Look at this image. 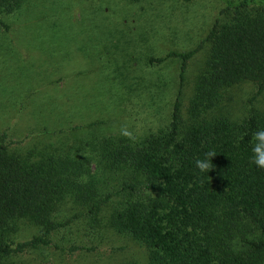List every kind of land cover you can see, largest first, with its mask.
<instances>
[{
	"label": "trees",
	"instance_id": "1",
	"mask_svg": "<svg viewBox=\"0 0 264 264\" xmlns=\"http://www.w3.org/2000/svg\"><path fill=\"white\" fill-rule=\"evenodd\" d=\"M18 1L0 0V12ZM219 1V16L196 47L147 61L179 60L165 132L141 141H94V172L87 166L91 157L46 149L22 153L0 132V264H26L11 257L51 245V235L73 219L93 218L118 199L108 226L145 249L144 264H263L264 169L252 163V148L254 134L264 130V108L233 121L221 113L220 101L241 83L255 85L257 94L264 90V0ZM204 44L207 56L182 120L186 64ZM210 151L213 167L202 172L196 161ZM67 207L84 213L62 221ZM23 226L38 233L17 241ZM76 250L82 248L67 251Z\"/></svg>",
	"mask_w": 264,
	"mask_h": 264
},
{
	"label": "rangeland",
	"instance_id": "2",
	"mask_svg": "<svg viewBox=\"0 0 264 264\" xmlns=\"http://www.w3.org/2000/svg\"><path fill=\"white\" fill-rule=\"evenodd\" d=\"M222 6L219 0H19L16 8L0 12V132L5 130L15 142L12 148L22 153L46 149L91 157V172L94 141H141L165 132L179 60L147 61L196 47ZM207 52L204 44L186 64L182 120ZM220 104L221 113L237 121L264 108V90L257 94L255 85L241 83L226 89ZM124 126L132 139L120 135ZM120 201L102 207L93 218L73 219L51 235V245L11 260L144 264L145 249L108 226L112 207ZM75 212L84 210L67 207L60 218L65 221ZM37 233L23 226L16 240ZM71 246L82 250L68 252Z\"/></svg>",
	"mask_w": 264,
	"mask_h": 264
},
{
	"label": "clouds",
	"instance_id": "3",
	"mask_svg": "<svg viewBox=\"0 0 264 264\" xmlns=\"http://www.w3.org/2000/svg\"><path fill=\"white\" fill-rule=\"evenodd\" d=\"M120 135L129 139L133 138L132 133L129 131V129L126 126L121 127ZM253 139L255 143L252 148V152H253L252 163L255 164L257 167L264 169V130L257 131L254 134ZM215 155H216L215 152H211V151L206 153L205 158L203 160L196 161V167L202 172L204 171L209 172L213 167L210 160ZM81 180L86 183L87 177H81Z\"/></svg>",
	"mask_w": 264,
	"mask_h": 264
}]
</instances>
